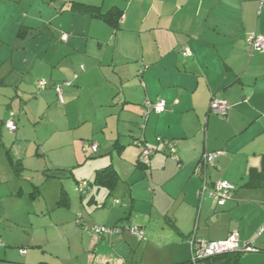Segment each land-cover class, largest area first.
Returning a JSON list of instances; mask_svg holds the SVG:
<instances>
[{"label":"crops","instance_id":"0c3cea01","mask_svg":"<svg viewBox=\"0 0 264 264\" xmlns=\"http://www.w3.org/2000/svg\"><path fill=\"white\" fill-rule=\"evenodd\" d=\"M251 33L264 36V0H0V185L22 181L10 195L23 196L28 162L73 168L76 148L89 150L84 142L111 154L92 179L77 180L89 182L81 197L105 217L84 226L79 215L84 229L58 232L54 241L72 251L77 240L81 253L60 263L52 252L55 264H191L192 234L219 241L232 232L260 249L240 264H264V50H252ZM42 79L48 87L39 90ZM65 80L73 84L61 101L54 86ZM212 96L227 100V116L210 113ZM159 99L166 110L145 117L146 100ZM12 112L13 132L5 126ZM146 147L155 152L137 166ZM216 150L223 154L205 164L203 154ZM108 166L118 176L113 189L91 185ZM205 180H228L233 197L218 205L201 195ZM61 194L59 205L71 207ZM96 225L123 229L87 228ZM23 244L1 229L0 264H51L42 242Z\"/></svg>","mask_w":264,"mask_h":264},{"label":"rangeland","instance_id":"374dc122","mask_svg":"<svg viewBox=\"0 0 264 264\" xmlns=\"http://www.w3.org/2000/svg\"><path fill=\"white\" fill-rule=\"evenodd\" d=\"M71 147L72 145L69 144L64 151H69ZM42 150V153H45L44 150L49 153L44 146ZM80 150L78 147L76 148L79 155H77L76 164L74 163V167L72 166L73 168L70 169L48 168L47 166L38 168L39 163L45 164L43 157H40L42 159L39 161L35 159L34 163L32 161L28 162L29 169L25 172V178L30 180L31 185H22L23 196L21 197L10 195V193L13 187H16V191H18L22 181L12 180L0 185V213L5 210L10 214L8 218L0 215V231L1 229L6 230L13 241L24 242L23 245L29 250L31 248H28L27 243L42 242L45 245L44 259L51 264L58 263V259L60 263H69L73 260V256L81 253V244L77 240L73 239L72 241L75 244L72 251L68 249V241L62 243L54 241L58 232H69L73 228L84 229L83 227L88 225V220L95 218V221L99 222V219L105 217L102 207H93L89 205L88 198L81 197V193L77 190V180L92 179L94 169L103 165L100 160L104 159L107 164L106 160H110L108 156H111V154L109 153L105 159L103 153H93L90 150L84 151L82 147ZM54 158L57 161L62 160L58 154ZM1 165L2 162H0V167ZM34 185L39 186V188L35 189ZM62 189L70 194L71 207L64 208L59 205ZM105 192H107L105 189L102 190L103 194ZM7 194L8 197H6ZM33 194L35 195L33 196ZM31 195L33 198H31ZM103 201L104 198H99L101 206ZM114 206L119 205L114 204ZM79 215L83 216L85 220L84 226H81L78 222ZM54 223L61 225L58 231H56ZM2 240L4 239L2 238ZM20 246L14 248V259L16 261L20 259L18 254ZM52 252L57 253L59 258L52 256Z\"/></svg>","mask_w":264,"mask_h":264},{"label":"built area","instance_id":"2783aa9c","mask_svg":"<svg viewBox=\"0 0 264 264\" xmlns=\"http://www.w3.org/2000/svg\"><path fill=\"white\" fill-rule=\"evenodd\" d=\"M69 38V35L64 33L62 36V40L67 41ZM247 41L252 48V50L255 51H263L264 50V36L258 35L256 33H251L247 37ZM185 54L189 55L190 50L189 48L185 49ZM84 69V67H82ZM74 77H77L75 75ZM73 84V80H65L64 82L60 84H56L55 90L59 96V99L63 101V88L65 86H71ZM48 87V82L45 79H42L38 83V89L43 90ZM145 117L149 115L151 112H163L166 110V101L159 99L155 102L151 100H146L145 102ZM209 111L210 113L219 115V116H227L229 112V106L227 100L218 97V96H212L210 100L209 105ZM5 126L8 130L11 132L17 130V124L14 120V112L11 113V116L5 121ZM159 142H162L165 144L166 148L169 150L170 154L175 157L176 148L174 144L170 140L163 139L161 137L158 138ZM84 149L85 150H91L92 152H96L98 150L97 144H91L89 142H84ZM155 152V149L152 148H144L140 155L141 162L147 164L149 162V158L152 153ZM223 154L222 150H216L213 152H206L203 154V161L205 164L213 163L215 159ZM89 189V182L88 181H82L78 184L77 190L81 194H86ZM236 190V186L229 182L228 180H219L212 184L208 183V181H204L202 184V190L201 195H204L205 193L209 192L212 194L218 205H224L229 199H231L234 195V192ZM79 224L82 225L83 220L82 217L79 216L78 218ZM88 229L102 234V233H120L123 229L122 226L116 225L113 227H106L103 225H96L92 227H87ZM126 230L131 232L132 234L138 236L140 239L144 237V231L139 228L138 226H127ZM188 243L190 245L191 249V264H206L205 259L220 255L224 253H231V252H257L259 249L254 246V243H248V242H242L240 240L238 232H232L226 238L225 240H219V241H212V240H202L198 239L195 234H192L188 238ZM25 252V251H23Z\"/></svg>","mask_w":264,"mask_h":264},{"label":"trees","instance_id":"16d2710c","mask_svg":"<svg viewBox=\"0 0 264 264\" xmlns=\"http://www.w3.org/2000/svg\"><path fill=\"white\" fill-rule=\"evenodd\" d=\"M141 155V154H140ZM137 166H144L146 165L145 163L141 162L140 156L138 159V162L136 164ZM118 179V176L116 172L113 170L112 166H108L104 168L103 170H100L97 174V178L95 181H91V185H107L109 189H113L116 181ZM253 243V242H251ZM255 247H257L254 244ZM258 248V247H257ZM259 249V248H258ZM260 251V249H259ZM245 252H231V253H224L220 255H215L212 257H209L205 259L206 264H216V260H220L222 258H225L224 264H240V257L243 255ZM191 263V259H190Z\"/></svg>","mask_w":264,"mask_h":264}]
</instances>
